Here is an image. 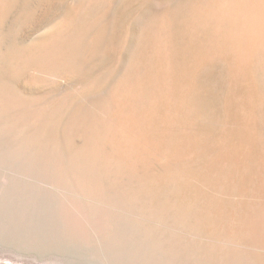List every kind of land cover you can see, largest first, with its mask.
Listing matches in <instances>:
<instances>
[{"label":"rangeland","instance_id":"rangeland-1","mask_svg":"<svg viewBox=\"0 0 264 264\" xmlns=\"http://www.w3.org/2000/svg\"><path fill=\"white\" fill-rule=\"evenodd\" d=\"M244 1L0 0V264H264Z\"/></svg>","mask_w":264,"mask_h":264},{"label":"bare ground","instance_id":"bare-ground-1","mask_svg":"<svg viewBox=\"0 0 264 264\" xmlns=\"http://www.w3.org/2000/svg\"><path fill=\"white\" fill-rule=\"evenodd\" d=\"M225 1H231V0H225ZM233 1V0H232ZM236 2V1H235ZM239 2V1H238ZM241 3V2H240ZM229 4V2H228ZM239 4V3H238ZM242 4V3H241ZM225 5V4H224ZM233 5V4H232ZM237 3H235V6ZM244 5H247L250 10L253 13L252 20H248L247 22H244L243 24H246L249 26L248 32H243L241 29L235 34H230L232 36V39L235 42L234 48L232 50H235L234 52L237 53L238 61L237 63H245L248 61L249 57L256 51V50H264V0H245ZM241 6V5H240ZM239 6V7H240ZM224 7V6H223ZM235 8V7H234ZM231 9V7H230ZM223 10V9H222ZM228 11V9H226ZM233 10V9H232ZM238 10V9H236ZM230 11V10H229ZM225 12L222 11V13ZM231 12V11H230ZM236 12V11H235ZM248 12V11H247ZM234 13V12H233ZM238 13V12H237ZM244 13V12H243ZM240 15V14H239ZM238 15V16H239ZM248 15V14H247ZM236 16V15H235ZM250 16V14H249ZM240 17V16H239ZM242 17V16H241ZM224 18V17H223ZM243 18V17H242ZM242 18L239 20V26H242ZM246 17L244 21L247 19ZM219 20V19H218ZM246 27V26H242ZM246 30V29H245ZM246 30V31H247ZM242 32V33H240ZM229 35V36H230ZM232 41V42H233ZM233 42V43H234ZM232 44V43H231ZM233 47V46H232ZM259 53V52H258ZM264 53V52H263ZM237 66V65H236ZM239 67V66H238ZM245 68V66H244ZM248 69V68H247ZM250 88V87H249ZM250 103V102H249ZM259 104V103H258ZM253 107V106H252ZM255 110V109H254ZM250 113V112H249ZM251 115V114H250ZM253 115V114H252ZM236 117V116H235ZM242 118V117H241ZM249 119V118H248ZM245 121V119H243ZM243 122V121H242ZM244 123V122H243Z\"/></svg>","mask_w":264,"mask_h":264}]
</instances>
